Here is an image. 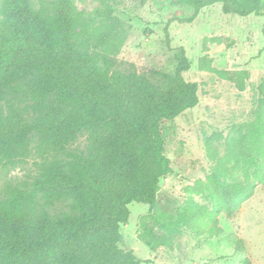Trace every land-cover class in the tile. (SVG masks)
<instances>
[{"label":"trees","instance_id":"trees-1","mask_svg":"<svg viewBox=\"0 0 264 264\" xmlns=\"http://www.w3.org/2000/svg\"><path fill=\"white\" fill-rule=\"evenodd\" d=\"M103 44L116 43L123 24L113 16L115 0H98ZM159 0H140L141 4ZM172 1V0H166ZM188 7L191 24L207 7L221 5L224 15L263 17L261 0H174ZM79 12L73 0H1L0 2V169H11L34 155L36 175L9 185L0 198V264H143L119 247L128 205L157 208L162 179L172 174L164 154L162 127L198 103V86L183 74L191 63L183 48L170 73L110 71L88 53L87 35L77 32ZM165 44H169L167 27ZM218 44V38L203 40ZM202 71L231 81L211 67ZM254 120L246 133L217 158L214 135L205 139L212 162L205 181L188 186L211 207L189 197L176 223L178 231L217 238L221 215L232 218L257 189H264V78L257 87ZM86 135L85 151L70 145ZM231 166L235 175L227 172ZM64 206L56 210V206ZM243 252V242H235Z\"/></svg>","mask_w":264,"mask_h":264},{"label":"rangeland","instance_id":"rangeland-1","mask_svg":"<svg viewBox=\"0 0 264 264\" xmlns=\"http://www.w3.org/2000/svg\"><path fill=\"white\" fill-rule=\"evenodd\" d=\"M38 0H31L36 4ZM1 2V0H0ZM81 12L77 32L86 34L89 55L98 67L104 69L105 59L110 71L145 73L157 83L160 78L148 72L173 71L183 48L191 63L184 79L198 86V105L185 111L162 127L164 154L171 161L172 174L162 179L157 192V208L137 203L128 205L126 224L121 225L122 241L119 247L146 264H264V189H257L232 218L221 215L218 226L222 234L217 238L204 235L197 238L176 223L187 200L210 208L201 195L190 194L191 182L205 181L212 162L205 153V139L215 136L212 148L221 159L226 148L246 133L253 122L257 87L264 78V16L239 17L224 15L221 5L204 8L191 23L183 20L192 15L188 7L174 0H159L141 4L140 0H115L113 16L123 24L116 43L103 44L100 39V19L95 12L103 6L98 0H73ZM262 13L264 14V0ZM167 27L169 44H165ZM218 38V44L203 40ZM207 55L211 67L225 72L231 81L199 67V60ZM0 111L6 113L0 103ZM86 135L80 134L70 145L85 151ZM34 155L15 168L0 169V198L9 185L29 183L36 175ZM227 167V172L235 175ZM241 178L240 175H235ZM58 204L56 210L63 209ZM241 239L244 251H235V242ZM145 264V263H143Z\"/></svg>","mask_w":264,"mask_h":264}]
</instances>
